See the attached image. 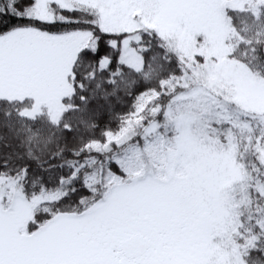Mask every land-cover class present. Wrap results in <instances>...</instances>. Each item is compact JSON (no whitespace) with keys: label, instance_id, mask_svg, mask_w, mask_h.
Masks as SVG:
<instances>
[{"label":"snow or ice","instance_id":"obj_1","mask_svg":"<svg viewBox=\"0 0 264 264\" xmlns=\"http://www.w3.org/2000/svg\"><path fill=\"white\" fill-rule=\"evenodd\" d=\"M0 264H264V0H0Z\"/></svg>","mask_w":264,"mask_h":264},{"label":"trees","instance_id":"obj_2","mask_svg":"<svg viewBox=\"0 0 264 264\" xmlns=\"http://www.w3.org/2000/svg\"><path fill=\"white\" fill-rule=\"evenodd\" d=\"M131 104V101H127L123 106H117L116 107V113H123L129 110V106ZM101 126H103L105 123H108V126L111 128H115L116 127V121L112 120L111 122H109V117L107 115H104L101 120H100Z\"/></svg>","mask_w":264,"mask_h":264}]
</instances>
